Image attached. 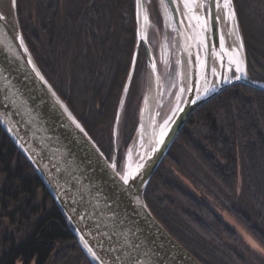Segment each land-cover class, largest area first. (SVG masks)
Returning a JSON list of instances; mask_svg holds the SVG:
<instances>
[{"label":"trees","instance_id":"16d2710c","mask_svg":"<svg viewBox=\"0 0 264 264\" xmlns=\"http://www.w3.org/2000/svg\"><path fill=\"white\" fill-rule=\"evenodd\" d=\"M232 2L247 75L264 83V0ZM17 11L42 74L108 155L138 43L135 0H17ZM144 53L141 47L128 91ZM134 126V119L118 122L121 149L132 142ZM244 198L249 213L230 207L229 201ZM145 202L202 264H264L213 208L235 215L264 247V91L235 84L197 109L151 180ZM19 263L91 264L0 128V264Z\"/></svg>","mask_w":264,"mask_h":264},{"label":"water","instance_id":"95a60500","mask_svg":"<svg viewBox=\"0 0 264 264\" xmlns=\"http://www.w3.org/2000/svg\"><path fill=\"white\" fill-rule=\"evenodd\" d=\"M163 1L188 58V85L176 111L163 122L164 128L155 143L134 169H126L122 176L115 162L107 159L39 69L22 33L17 0L14 4L12 0H0V15L5 17L0 21V128L36 172L91 264H202L155 218L145 202V193L197 109L235 84L264 91V83L247 75L237 19L234 21L243 48L241 73L230 79L229 68L226 77L223 60L220 86L209 89L213 60L222 51L223 40L218 0L215 6L212 0H206L204 13L210 32L205 36L201 53L207 89L199 95V51L186 38L178 1ZM230 6L234 16L232 0ZM148 26L147 1L136 0L138 43L122 101L141 46L146 54L149 79L151 75L160 79L149 44ZM155 115L160 116L158 108ZM117 124L118 116L115 128ZM124 176L128 177L127 183Z\"/></svg>","mask_w":264,"mask_h":264},{"label":"rangeland","instance_id":"374dc122","mask_svg":"<svg viewBox=\"0 0 264 264\" xmlns=\"http://www.w3.org/2000/svg\"><path fill=\"white\" fill-rule=\"evenodd\" d=\"M146 1L149 21L148 39L156 62L158 74L160 76V85L162 90L160 102L158 105V112L160 114L158 121L159 123H163L175 111L185 89L183 87V80L181 76L180 56L176 49V32L170 15L167 14L168 11L165 7L164 1ZM188 1L190 2V0ZM206 2L207 1H205L204 3L205 10H207ZM165 14L168 15L169 19L165 17ZM233 17L234 19H236V15H234ZM197 49L199 51V65L200 68H202L204 64V56L201 53V50L203 49L201 42L197 44ZM142 56L143 57L141 60V65L144 66L138 73L136 72V80L132 91H128V86L126 96L123 101L121 100L122 102L120 101L119 108L117 111L118 122L121 119V124H129L133 122V119L135 120L134 137L132 139V142L129 144L128 148L121 149L118 139L120 132L118 131L117 124V128H115L116 126L114 127V136L116 137V142L114 143L113 137V149L112 151L110 150L108 155H105L110 162H115L117 172H119V174L122 176L125 175L126 169H134V167L139 163L145 152V147H143V144H140L138 139L140 122L146 107L149 86V71L146 54L144 53ZM229 68H231V73H229L230 79L236 78L238 73H241V65L237 63H234V65H230ZM129 79L130 76L128 78V81ZM207 202L210 205L213 204L211 200L209 201V199L207 200ZM229 202H231V208L239 207L248 213L250 211V202L246 198L241 199L239 202ZM213 208L233 229L238 232L242 240L250 247L252 252L256 253L261 257H264V247L237 220L235 215H233L228 210H221L217 206H214Z\"/></svg>","mask_w":264,"mask_h":264},{"label":"bare ground","instance_id":"6f19581e","mask_svg":"<svg viewBox=\"0 0 264 264\" xmlns=\"http://www.w3.org/2000/svg\"><path fill=\"white\" fill-rule=\"evenodd\" d=\"M177 1L181 8L183 29L185 31L186 38L188 40H191L195 47L200 42L201 44L204 43L206 34L208 33V31L210 32L209 23L205 19V13H204V3L206 0H190V2L188 0H177ZM225 2L226 0H218V12H219V20L221 24L223 48L222 51L219 50L220 52H218L217 54L215 53L216 55L213 60L212 74L209 78V83H210L209 89H217L220 86L221 83L220 65L223 60L225 61L226 64V77L228 74L227 69H229L230 65H234V63L241 65L243 61V48L236 30L232 8L230 5L229 8H225L224 7ZM165 13H166V9H165ZM165 17L169 19L168 15L166 14ZM182 43L183 42L181 40V37L178 34H176V49L180 56L183 87L184 89H186L188 85L189 68H188V58ZM200 70L201 72H199V88H198L199 95L204 94L207 89V88L205 89V87L207 86L205 83L206 79L204 73L202 72V68ZM161 92L162 90L160 85V79L155 78L153 75H151L149 79L146 107L144 110L143 117L141 118L139 133H138L139 142L140 144H143V147H145L144 154H146V151L149 150L151 146L155 143L160 132L164 128L163 126L164 123H159L158 121L159 117L156 118L155 115L156 109L158 108L160 102Z\"/></svg>","mask_w":264,"mask_h":264},{"label":"snow or ice","instance_id":"6c2138e0","mask_svg":"<svg viewBox=\"0 0 264 264\" xmlns=\"http://www.w3.org/2000/svg\"><path fill=\"white\" fill-rule=\"evenodd\" d=\"M12 3L14 4L15 3V0H12ZM212 4L215 6V0H212ZM230 4H231V0H226V2L224 3V7L225 8H229V5ZM4 19H5V17L3 15H0V21H2ZM123 179H124L125 183H127L128 177L127 176H124Z\"/></svg>","mask_w":264,"mask_h":264}]
</instances>
